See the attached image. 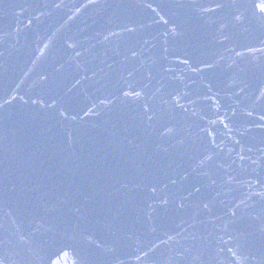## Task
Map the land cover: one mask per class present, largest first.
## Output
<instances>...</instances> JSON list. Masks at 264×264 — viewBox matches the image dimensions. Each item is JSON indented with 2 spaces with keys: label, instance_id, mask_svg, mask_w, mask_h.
<instances>
[{
  "label": "water",
  "instance_id": "water-1",
  "mask_svg": "<svg viewBox=\"0 0 264 264\" xmlns=\"http://www.w3.org/2000/svg\"><path fill=\"white\" fill-rule=\"evenodd\" d=\"M0 264H264V0H0Z\"/></svg>",
  "mask_w": 264,
  "mask_h": 264
}]
</instances>
